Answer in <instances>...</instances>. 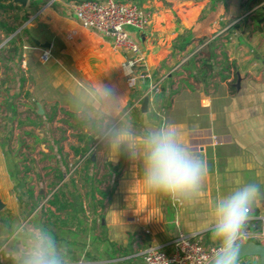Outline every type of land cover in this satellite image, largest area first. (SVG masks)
Here are the masks:
<instances>
[{"label": "crops", "instance_id": "obj_1", "mask_svg": "<svg viewBox=\"0 0 264 264\" xmlns=\"http://www.w3.org/2000/svg\"><path fill=\"white\" fill-rule=\"evenodd\" d=\"M10 1L12 5L16 4ZM10 1L0 0V23L14 26L5 16L8 11L16 10L6 8ZM31 1L33 5L28 7ZM71 1L80 0H28L25 6L17 4L24 14H29L27 22L16 27L9 36L0 28V48L13 36L20 35V65L23 67H26L30 53L32 60L36 57L39 64L40 54L48 51L51 62L48 66L42 62L46 69L44 75L50 74V68H57L68 82L82 88L79 95L88 97L84 104L85 98L75 95L77 108L71 111L65 100L61 106L68 108L65 112L68 115L70 112L94 115L91 84L99 82L113 88L117 106L121 107L120 116L89 117L87 122L81 119L84 129H87L85 124L91 127L95 122L98 123L95 130L104 129L110 120L117 128L129 127L139 140L146 125L169 124L176 130L179 140L206 161L208 173L195 201L173 203L145 188L142 166L127 158L126 146L121 147L116 157L109 153L106 141L82 165L84 168L92 166L91 171H84V182L64 172V162L57 164L53 159L50 175L53 172L64 176L59 192L43 205H36L39 198L35 195L38 193L43 197L51 185L43 180L42 188L36 186L37 180L28 173L29 184L24 188L18 173L14 193L9 189L0 191V264H14L8 254L19 249L30 230L35 229L49 232L55 238L57 245L66 250L69 264H144V250L150 245H161L168 251L178 230L201 233L207 243H213L210 233L200 228V220L219 197L247 183L259 184L264 193V23L254 22V35L250 37L254 57L247 54L249 49H245L249 44L245 29L239 28L236 42L221 43V50L211 43L222 37L211 38V35L216 32L214 27L218 17L226 21L241 16L245 9L250 6V11L260 0H119L136 3L151 12L150 22L143 30L128 27L144 56L143 63L134 65L129 64L130 60L136 59L131 52L115 49L110 37L79 24L67 8ZM260 9L264 13V8ZM260 9L254 11V16ZM263 17L264 14L261 20ZM25 24H28L27 29ZM204 41L208 42L198 54L177 67L185 54L192 53ZM44 43L49 46L40 45ZM3 55L7 57L5 52ZM3 65L4 61L0 59V77L7 74ZM143 69L151 75L150 80L137 77ZM228 70H233L232 75ZM8 73L11 76L13 72ZM237 74L239 88L235 86ZM131 76L135 78L134 88L128 90L125 82ZM159 79L158 90L149 93L146 111L141 112L145 92ZM24 90L22 93L26 92ZM138 98L141 100L136 108L132 103ZM131 107L140 113L131 111ZM124 116L125 122L120 123ZM72 143L75 148L76 142ZM40 147L44 150V145L37 146L39 150ZM64 147L67 149L66 144ZM102 147L103 151H98ZM69 148L64 150L71 155ZM33 157L38 159L36 163L42 161ZM18 158L13 157L17 165L20 163ZM100 162L101 175L97 173ZM97 176L104 178L97 183L100 182L101 188L92 185L91 178ZM75 179L79 187L73 186ZM11 208L16 214L7 221L4 213ZM259 220L263 224L264 195L254 204L246 232H254L249 230L254 229ZM144 232L150 241L145 240Z\"/></svg>", "mask_w": 264, "mask_h": 264}, {"label": "rangeland", "instance_id": "obj_2", "mask_svg": "<svg viewBox=\"0 0 264 264\" xmlns=\"http://www.w3.org/2000/svg\"><path fill=\"white\" fill-rule=\"evenodd\" d=\"M249 8L251 7L249 6L247 9H245L244 12L240 14L241 16L232 17V19H228L226 21L225 19L218 17L215 21L217 23L214 27L216 28V32L215 34L211 35V38H217L220 36L222 38L220 41H215L211 44H216L215 46L218 49H222L221 43L234 42L235 37L239 32V28L241 27L245 29V32H247L245 39L246 42H249L250 44H248L247 48H245L249 49L247 54L254 57L253 40L250 38L254 35V32L252 31L254 28V22L252 19L254 12L247 15ZM8 13V15L5 16L7 19L10 18L12 22H7L13 24L17 28L27 22V20L24 22H20L19 20L16 21V19H19L20 16L22 17L24 15L22 10L16 9L15 11H8ZM27 26L28 24H25L24 28L27 29ZM24 37L25 34L23 35V39L25 41ZM29 44L31 45L30 42ZM39 53L40 51H38L37 56ZM30 54L28 55L29 61L26 60V67L21 65L19 67V70L21 69L20 72L24 73L26 76L27 83H25L24 88L26 89L24 90L26 92L20 94V97L14 101L17 110L15 119L13 121L9 120L8 115H6L3 109L0 108V191L5 192V190L9 189V192L14 193L13 191H15L14 189L17 186L16 181L18 173L21 174V177L24 181V188H26V186L29 184L27 182V177H29L28 173H30L29 175L32 178L35 177L37 180L34 183L36 186L42 188L44 181L49 186L51 185L50 190L44 194L43 197L38 193L35 195V197L39 198L35 202L36 205H43L44 203L50 201L55 193L59 192L61 187L60 181H62L64 176L63 173L54 175L53 172L52 176L50 175V172L53 170L52 166H54H50L54 163L53 159L54 161L56 160L57 164L64 162V172H68V174L72 175L73 177L77 176L76 179L78 181L79 178L83 181L82 177L84 176V171H91L92 166H87L84 168L82 165L84 162L89 161V159L95 154V151L98 149V147H100L105 142V140L102 138L105 131L108 129H115L117 127L113 125L114 123L108 120L107 124L103 127L104 129L100 130L99 128L98 130H95L96 126L98 125L97 122L92 124L91 127L90 125L85 124L84 127L87 126V129H84L80 120L83 119L84 122H87L90 119L89 117H97L95 114L78 115L73 114L72 112H70V115L66 114L68 112V108L61 106L64 104L65 100H67V102L70 104L69 110L71 111L77 108L75 106L76 103L74 102L75 95L78 94L79 98L80 96L85 98L83 100L84 104L87 102L88 97L86 98V95H79L82 91V88L77 84H74L72 81L71 83L68 82V80L62 76L57 68H53L51 66L52 68H50V74H47L49 77L44 75L46 73V69H44L42 66V61H39L40 63L38 64L37 58L35 57V60H32V55ZM50 60L51 58L48 61L43 62L44 66H48L47 64H50ZM29 62L31 63L30 67ZM177 67H181L180 64ZM232 71L233 70H228L231 75ZM132 77L133 76L129 77L125 82V86L128 90L134 88L132 81H130V78ZM51 84H54V86ZM58 85H61V87ZM51 86L52 89L50 88ZM148 90L145 92V95H150L153 93L150 92L149 94ZM49 99L56 100L49 101ZM140 100V98L135 100L132 103V106L137 108V104H139ZM23 124H25V126ZM71 142H76L75 148H72V146L75 145L73 143L71 144ZM39 144H41V146L44 145V150H42L41 147V150L37 148ZM65 144L67 145V149L69 147L72 149V151H70L71 155L65 151L67 150L64 147ZM82 146L83 148H81ZM103 148L104 147L98 151H103ZM33 155L39 157L40 160L42 159V161L36 163L38 159H34ZM13 157H19L18 159L20 160V163L18 165L13 160ZM43 158L45 160H43ZM32 160L35 162H30ZM97 166V173L100 174L99 171L101 172V170H99V168L102 167V163ZM94 168L96 169L95 165ZM49 169H51V171ZM76 179L73 186L79 187L80 184ZM91 179L93 187L96 185H99L100 188L102 187L100 182L99 184L97 183L98 181H104V178L97 176V178ZM73 186L72 188H74ZM82 188H84V185H82ZM31 197V199L34 200V196ZM8 206L10 207L11 204ZM10 210L4 213V218L7 221H10V219L14 217L13 213L16 214L12 208ZM261 225V221L259 220V223L254 226V228H257L254 232L259 233L262 227ZM253 230L254 229L249 231ZM239 264H257V259L255 257H246L242 261H239Z\"/></svg>", "mask_w": 264, "mask_h": 264}, {"label": "clouds", "instance_id": "obj_3", "mask_svg": "<svg viewBox=\"0 0 264 264\" xmlns=\"http://www.w3.org/2000/svg\"><path fill=\"white\" fill-rule=\"evenodd\" d=\"M91 107L98 117H118L113 88L94 83L89 86ZM109 153L116 157L122 146L128 149L127 158L139 162L145 188L167 197L173 203H191L203 189L208 173L207 163L189 150L169 124L146 125L138 140L127 126L108 129L102 137ZM264 193L256 183L239 186L219 197L210 211L201 218L200 228L210 233L214 244L212 264H239L240 241L253 217L254 204ZM14 264H69L66 250L44 230H30L26 241L8 254Z\"/></svg>", "mask_w": 264, "mask_h": 264}, {"label": "built area", "instance_id": "obj_4", "mask_svg": "<svg viewBox=\"0 0 264 264\" xmlns=\"http://www.w3.org/2000/svg\"><path fill=\"white\" fill-rule=\"evenodd\" d=\"M67 8L83 28L110 37L115 49L126 50L135 55L136 59L130 60V65L136 62L143 63L144 56L140 46L131 37L128 27L137 31L143 30L150 22V10L142 9L133 2L119 0L71 1L67 4ZM260 8H264V0H260L247 15ZM207 42L199 44L192 53L185 54L179 64H184L189 58L198 54ZM48 58L49 53L46 50L39 56L42 62L48 61ZM137 77L143 81L151 79V75L145 69ZM130 81L134 85L135 78H130ZM160 82L161 79L149 85L148 92H156ZM246 240L264 242V223L259 233L246 232V236L241 241ZM168 247L170 249L167 251L161 245L148 246L142 255L144 264H207L212 259L215 246L213 243H207L201 233H184L178 230Z\"/></svg>", "mask_w": 264, "mask_h": 264}, {"label": "trees", "instance_id": "obj_5", "mask_svg": "<svg viewBox=\"0 0 264 264\" xmlns=\"http://www.w3.org/2000/svg\"><path fill=\"white\" fill-rule=\"evenodd\" d=\"M10 1V0H7ZM11 2V1H10ZM14 5V6H13ZM12 2L6 5V8H15L18 10H22L20 6L17 4H13ZM33 2L31 1L28 7L32 6ZM263 10H259L256 12L255 16L253 15V22L256 24L264 23V19L261 20L263 16ZM28 13L25 14L20 18V22H24L28 18ZM0 28L2 29L3 33L6 36L12 34L16 27L15 26H8L0 23ZM24 33L26 30H23ZM21 37L20 35H15L11 39H9L1 48H0V59L4 61L3 67L7 71V74L3 77H0V108L8 115V119L13 121L16 117V107L14 101L20 97L22 91L24 89V85L26 83V78L24 73H21L19 70L20 61H21V47H22ZM6 53L7 57L3 54ZM10 61L12 65L10 64ZM16 69H14V68ZM14 71L11 76L8 72ZM134 112L137 110L135 107H131V111ZM138 111V110H137ZM140 113V111H138ZM126 116H124L120 123L125 122ZM134 123L136 120L133 121ZM257 228H254L256 231ZM252 230V229H251Z\"/></svg>", "mask_w": 264, "mask_h": 264}, {"label": "water", "instance_id": "obj_6", "mask_svg": "<svg viewBox=\"0 0 264 264\" xmlns=\"http://www.w3.org/2000/svg\"><path fill=\"white\" fill-rule=\"evenodd\" d=\"M14 3L19 4L21 6H25L28 0H12ZM264 19V17H263ZM35 44L39 45V42L35 41ZM41 46L48 47V43L40 44ZM238 76V74H237ZM240 77L238 76L237 82L235 84L236 88H239ZM148 103V95H144L140 104L141 112H145ZM41 111V110H40ZM2 207V203L0 202V208ZM145 240L150 241V238L147 233H142ZM241 243V251L239 261H242L246 257H255L257 259V264H264V242L254 241V240H246L240 241ZM212 264V259L207 263Z\"/></svg>", "mask_w": 264, "mask_h": 264}]
</instances>
